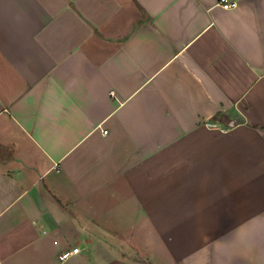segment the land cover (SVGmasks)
<instances>
[{
    "label": "crops",
    "instance_id": "crops-1",
    "mask_svg": "<svg viewBox=\"0 0 264 264\" xmlns=\"http://www.w3.org/2000/svg\"><path fill=\"white\" fill-rule=\"evenodd\" d=\"M227 1L0 0V264H264V0Z\"/></svg>",
    "mask_w": 264,
    "mask_h": 264
},
{
    "label": "built area",
    "instance_id": "built-area-1",
    "mask_svg": "<svg viewBox=\"0 0 264 264\" xmlns=\"http://www.w3.org/2000/svg\"><path fill=\"white\" fill-rule=\"evenodd\" d=\"M220 5L223 7V9L229 10L231 8L236 7L237 3H235V2L230 3L227 0H220ZM104 133H107V131H105ZM79 252H80L79 248H73L67 252L62 253L60 256V260L66 261V260L70 259L72 256L78 254Z\"/></svg>",
    "mask_w": 264,
    "mask_h": 264
},
{
    "label": "trees",
    "instance_id": "trees-1",
    "mask_svg": "<svg viewBox=\"0 0 264 264\" xmlns=\"http://www.w3.org/2000/svg\"><path fill=\"white\" fill-rule=\"evenodd\" d=\"M2 150H1V147H0V152H1Z\"/></svg>",
    "mask_w": 264,
    "mask_h": 264
},
{
    "label": "rangeland",
    "instance_id": "rangeland-1",
    "mask_svg": "<svg viewBox=\"0 0 264 264\" xmlns=\"http://www.w3.org/2000/svg\"><path fill=\"white\" fill-rule=\"evenodd\" d=\"M82 216V215H81ZM84 216H86V215H84Z\"/></svg>",
    "mask_w": 264,
    "mask_h": 264
}]
</instances>
